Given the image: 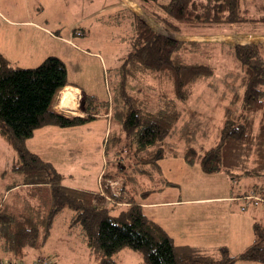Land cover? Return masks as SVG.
Returning <instances> with one entry per match:
<instances>
[{
    "label": "trees",
    "instance_id": "trees-1",
    "mask_svg": "<svg viewBox=\"0 0 264 264\" xmlns=\"http://www.w3.org/2000/svg\"><path fill=\"white\" fill-rule=\"evenodd\" d=\"M138 2L154 7L149 15L169 33H177L180 25L264 23V14L248 17L242 0ZM119 12L121 23L129 29L122 37L128 51L117 69L114 92L103 103L85 94L83 117L54 109L56 95L69 85L62 60L48 56L36 66L19 67L0 53V137L15 153L12 171L17 178L0 199V264H24L29 256L33 264H55L36 251L47 244L58 217L66 223L65 235L82 243L96 264H117L115 257L125 248L140 253L144 264H233L236 260L264 264L263 222H253L251 243L234 256L225 247L176 245L161 225L144 214L132 184L140 177L151 178L154 170L159 172V161L176 156L179 141L185 146V161L198 160L204 173L224 172L235 184L253 180L247 183L249 191L236 199L242 206L264 207V203L254 206L242 199L249 193L264 199L260 184L264 179V48L252 43L176 41L153 30L136 14L123 8ZM216 48L237 69L219 78L225 85L221 97L226 104L219 123L211 126L199 116L185 119V112L189 117L197 114L195 109L185 110L197 82L210 81L218 91L216 66L209 61ZM146 76L157 85L148 86ZM168 84L170 89L157 91ZM104 116L109 126L106 144L111 147L100 190L98 182L97 191L64 184L50 162L26 147L37 129L70 128ZM110 179L121 185L119 195L113 192Z\"/></svg>",
    "mask_w": 264,
    "mask_h": 264
},
{
    "label": "rangeland",
    "instance_id": "rangeland-1",
    "mask_svg": "<svg viewBox=\"0 0 264 264\" xmlns=\"http://www.w3.org/2000/svg\"><path fill=\"white\" fill-rule=\"evenodd\" d=\"M75 1L77 0H71V3L70 0H0V53L19 67L36 66L48 56L59 58L66 66L67 80L81 88L85 94L95 96L99 103L107 102L113 94L117 69L121 65V58L128 51L122 37L128 34L129 29L121 23V12L117 13L119 8L113 7V4L118 3L129 10H135L141 21L176 41L189 42L196 37L204 41L211 38L194 35V30L186 25L178 27V34L166 32L150 16L154 7L141 5L138 0H82L85 3L80 5ZM241 5L250 18L256 19L264 14V0H242ZM37 6L41 10L36 9ZM103 7L104 10L88 16L71 31L74 21ZM155 11L165 17L160 10ZM30 18L39 25L45 21L50 34L34 29L33 26L8 22ZM158 21L161 22V19ZM239 25L232 29L264 31V23L248 22ZM232 29L227 25L198 28L201 33L231 32ZM213 41L211 39L208 42ZM209 61L216 66L215 81L218 91L212 89L210 81H199L191 87L185 111L190 113L195 109L197 114L189 117L190 114L185 112V119L199 116L203 122L207 119L209 125L214 126L221 120L226 104V100L221 97L225 85L219 82V78L227 71L235 72L237 68L232 60L221 54L219 48L212 51ZM146 77L144 80L148 86L157 85L156 80ZM163 89H170V85L160 86L157 91ZM64 92L73 94L70 98L71 104L77 114H80L83 94L73 87H64L58 92L54 109L63 111L59 105ZM154 93L149 97L152 105L156 102V92ZM70 113L63 114L78 117ZM107 123L106 119L99 117L70 128L43 127L34 131L26 147L50 162L62 175L64 184L94 191L97 190L98 182L100 190L99 179L110 159L111 145L106 144L109 129ZM213 134L214 131L210 136L213 137ZM184 149V144L178 141L177 155L166 156L160 160L159 172L154 170L150 174L151 178L140 177L137 183H132L137 187L135 199L140 204L143 203L144 214L161 225L176 245H201L208 250L225 247L234 256L251 243L253 222L264 223V207L247 206L245 211H241L240 200L231 204L228 197L248 192V184L254 181L241 180L235 184L224 172L204 173L198 160L192 163L185 161L182 156ZM15 161L14 151L0 137V199L7 186L17 179L12 171ZM108 183L115 188L113 192L119 195L118 187L121 185L118 186L111 179ZM260 184L264 185V179H261ZM146 190L152 191L141 194ZM212 197L223 198H214V201L218 200L214 203L201 201ZM194 199L197 200L192 201ZM65 225L62 217H58L47 244L36 252L47 256L55 264H96L82 243L65 235ZM115 259L117 264H144L140 253L127 248L121 250ZM33 263L31 256L24 260V264ZM233 264H242V261L236 260Z\"/></svg>",
    "mask_w": 264,
    "mask_h": 264
},
{
    "label": "crops",
    "instance_id": "crops-1",
    "mask_svg": "<svg viewBox=\"0 0 264 264\" xmlns=\"http://www.w3.org/2000/svg\"><path fill=\"white\" fill-rule=\"evenodd\" d=\"M127 1V0H126ZM78 5H80V4H84L85 2H87V0H85V2L84 3H82V0L80 1V0H77V1H75ZM70 3H71V0H70ZM131 3V2H130ZM113 7H115V8H119V9H121V8H123L124 10H126L127 12H129V13H133V14H137L136 13V11L135 10H129V8H125V7H122L121 6V4H119L118 5V3L117 4H113ZM105 8H107V7H105ZM36 9H38V6L36 7ZM38 10H41V8H39ZM101 10H104V7L103 8H100V9H98L97 11H95V12H91V13H89L88 15H86V16H84L83 18H80V19H78V20H76V21H74V23H73V25H72V30L71 31H74L77 27H75V26H79V24L82 22V21H84L85 19H87L88 18V16H93L96 12H100ZM138 15V14H137ZM28 17H30V16H28ZM8 22H10V23H20V24H24V25H27V26H33V28L35 29H39V30H42L44 33H49L50 34V32L51 31H49L48 29H46L47 27H46V22L44 21V22H42V24H37V23H35L31 18L30 19H27V20H19V21H13V20H8ZM245 24H247V23H245ZM252 25H254V24H252ZM256 25V24H255ZM260 25V24H259ZM35 26V27H34ZM238 26H240V25H238ZM213 27V26H212ZM230 29H232V27H234V26H228ZM188 28H191V29H193L194 30V35H201V36H204V37H211V38H209V39H207V40H204V41H206V42H208V41H210L211 39L212 40H214L213 41V43H226V44H232V45H245V44H250V43H252V44H259V45H261L263 48H264V31H260L259 29H248V30H238L237 28H233L232 30H231V32H224V31H218V32H216V33H201V32H199V30H198V28H205V27H188ZM192 30V31H193ZM70 34V33H69ZM68 34V35H69ZM63 38V37H62ZM189 38H192V36L190 37L189 36ZM219 38V39H218ZM234 40H239V41H241V42H238L237 41V43H235V41ZM67 41H69L68 39H67ZM192 41H202V40H200V39H198L197 37L194 39V40H192ZM67 83L69 84V85H67V86H65V87H73L74 89H76V90H78V91H80V92H82V94H83V97H84V95H85V92H83V91H81V88H79V87H76L75 85H73L72 83H70L68 80H67ZM83 107H81L80 108V114H75L76 116H78V117H83L84 115H85V113H84V111H83ZM61 113H65V114H68L69 112H64V111H62ZM71 114V113H70ZM67 116V115H66ZM102 118H104L105 119V116L104 117H102ZM49 128H52V129H55V127H49ZM28 141H30V139L28 140ZM28 144V142H26V145ZM32 152H35V151H33L32 150ZM100 174V173H99ZM233 187V186H232ZM95 191H97V190H95ZM244 194V193H243ZM241 195V194H240ZM230 197H228V200L231 202V204L232 203H234V202H237L238 200L236 199L237 198V196H239V195H229ZM219 199V198H223V197H212V198H205V199H202L201 201H203V200H205V202L206 203H214V202H217L218 200H216V201H214L215 199ZM195 200H197V199H194V200H192V201H195ZM212 200V201H211ZM177 202H183V201H177ZM169 203V202H168ZM241 203V202H240ZM143 205V203H141V206ZM237 205V204H236ZM242 205L240 204V207H241ZM145 208V207H144ZM144 210V209H143ZM240 210H241V208H240ZM242 211V210H241ZM245 211V210H244ZM231 220L229 219V222H230ZM171 237V236H170ZM172 238V237H171ZM173 239V238H172ZM180 245H189V244H180ZM190 246H194V247H200V248H204L203 246H199V245H190ZM242 264H260V263H257V262H252V261H242Z\"/></svg>",
    "mask_w": 264,
    "mask_h": 264
},
{
    "label": "bare ground",
    "instance_id": "bare-ground-1",
    "mask_svg": "<svg viewBox=\"0 0 264 264\" xmlns=\"http://www.w3.org/2000/svg\"><path fill=\"white\" fill-rule=\"evenodd\" d=\"M73 94L69 92H64L61 96L59 108L65 110L66 112H71L72 114L77 115V111L72 106V100H70ZM69 110V111H67Z\"/></svg>",
    "mask_w": 264,
    "mask_h": 264
},
{
    "label": "built area",
    "instance_id": "built-area-1",
    "mask_svg": "<svg viewBox=\"0 0 264 264\" xmlns=\"http://www.w3.org/2000/svg\"><path fill=\"white\" fill-rule=\"evenodd\" d=\"M242 199H244L247 202V204L252 203L254 206L258 205L259 203H264V199L262 197H260V196H258L256 194H253V193H249L247 195H244L242 197ZM246 209H247V205L244 204L241 207V210L244 211ZM40 264H48V263L47 262H42Z\"/></svg>",
    "mask_w": 264,
    "mask_h": 264
}]
</instances>
